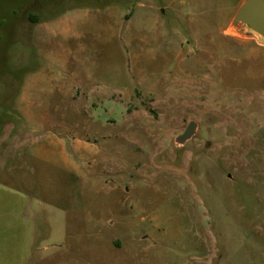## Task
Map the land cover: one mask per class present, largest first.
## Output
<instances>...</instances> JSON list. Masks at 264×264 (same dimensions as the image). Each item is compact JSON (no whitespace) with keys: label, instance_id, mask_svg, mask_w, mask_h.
Returning a JSON list of instances; mask_svg holds the SVG:
<instances>
[{"label":"rangeland","instance_id":"374dc122","mask_svg":"<svg viewBox=\"0 0 264 264\" xmlns=\"http://www.w3.org/2000/svg\"><path fill=\"white\" fill-rule=\"evenodd\" d=\"M243 1L0 0V264H264Z\"/></svg>","mask_w":264,"mask_h":264},{"label":"water","instance_id":"95a60500","mask_svg":"<svg viewBox=\"0 0 264 264\" xmlns=\"http://www.w3.org/2000/svg\"><path fill=\"white\" fill-rule=\"evenodd\" d=\"M230 28L234 31L247 28L264 39V0H244L234 13ZM194 128L195 123L190 122L177 140L182 142L188 139Z\"/></svg>","mask_w":264,"mask_h":264},{"label":"trees","instance_id":"16d2710c","mask_svg":"<svg viewBox=\"0 0 264 264\" xmlns=\"http://www.w3.org/2000/svg\"><path fill=\"white\" fill-rule=\"evenodd\" d=\"M30 19H31V21H33V22H38V18H37V16L36 15H30Z\"/></svg>","mask_w":264,"mask_h":264}]
</instances>
